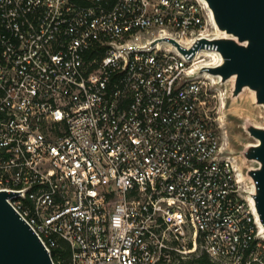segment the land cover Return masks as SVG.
<instances>
[{"label":"built area","instance_id":"2783aa9c","mask_svg":"<svg viewBox=\"0 0 264 264\" xmlns=\"http://www.w3.org/2000/svg\"><path fill=\"white\" fill-rule=\"evenodd\" d=\"M216 36L204 0H0V192L54 264H264Z\"/></svg>","mask_w":264,"mask_h":264},{"label":"water","instance_id":"95a60500","mask_svg":"<svg viewBox=\"0 0 264 264\" xmlns=\"http://www.w3.org/2000/svg\"><path fill=\"white\" fill-rule=\"evenodd\" d=\"M204 1L211 10L217 36L199 40L189 53L219 55V64L202 72L223 87L229 85L226 105L249 92L264 111V0ZM170 42L175 44L174 40ZM243 130L254 143L245 146L238 156L245 164H252L241 174L250 186L249 196L264 230V127L246 120ZM230 154L235 155L233 151ZM10 196L0 192V264H54L39 238L8 204Z\"/></svg>","mask_w":264,"mask_h":264},{"label":"rangeland","instance_id":"374dc122","mask_svg":"<svg viewBox=\"0 0 264 264\" xmlns=\"http://www.w3.org/2000/svg\"><path fill=\"white\" fill-rule=\"evenodd\" d=\"M204 60L210 62L212 59L208 56ZM208 92L205 98L208 102V115L213 120L216 129L221 136L223 147L234 152V157L240 170L245 166L251 167L252 164H245L238 156L243 148L254 143L243 130L244 121L264 127V111L257 106L251 98L249 92L245 93L238 101L225 105V88L209 80ZM247 184L248 182L245 181Z\"/></svg>","mask_w":264,"mask_h":264},{"label":"bare ground","instance_id":"6f19581e","mask_svg":"<svg viewBox=\"0 0 264 264\" xmlns=\"http://www.w3.org/2000/svg\"><path fill=\"white\" fill-rule=\"evenodd\" d=\"M206 56H208V57H210L212 60L210 61L211 63H214V62H219L220 61V57H219V55L217 54V53H215V52H210V53H206L204 56H202V57H206ZM203 61H205V60H203ZM205 62H207V61H205ZM208 79H210V80H212L215 84H219V82L217 81V79H215V78H210V77H208ZM250 96H251V98L253 99V101H254V99H255V97H254V95H253V93H251L250 94ZM235 102V101H234ZM226 105V104H225ZM259 225L261 226V228H262V231H264L263 230V227H262V224L259 222Z\"/></svg>","mask_w":264,"mask_h":264},{"label":"trees","instance_id":"16d2710c","mask_svg":"<svg viewBox=\"0 0 264 264\" xmlns=\"http://www.w3.org/2000/svg\"><path fill=\"white\" fill-rule=\"evenodd\" d=\"M203 262H207V263H210L208 259H205Z\"/></svg>","mask_w":264,"mask_h":264}]
</instances>
